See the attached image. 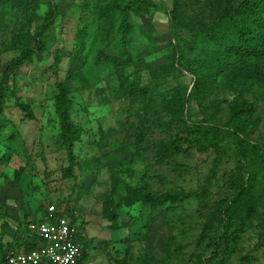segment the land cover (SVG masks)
Returning <instances> with one entry per match:
<instances>
[{
    "label": "rangeland",
    "instance_id": "374dc122",
    "mask_svg": "<svg viewBox=\"0 0 264 264\" xmlns=\"http://www.w3.org/2000/svg\"><path fill=\"white\" fill-rule=\"evenodd\" d=\"M244 1L132 0L125 13L120 0H0V79L49 22L0 114L6 250L31 240L28 222L55 204L85 236L83 264H207L234 209L230 230H244L228 264H264V82L214 65L236 39L226 9ZM196 123L225 131L214 174L215 148L188 133ZM246 162L255 173L239 198ZM110 199L121 204L115 220ZM208 224L215 236L203 238Z\"/></svg>",
    "mask_w": 264,
    "mask_h": 264
},
{
    "label": "trees",
    "instance_id": "16d2710c",
    "mask_svg": "<svg viewBox=\"0 0 264 264\" xmlns=\"http://www.w3.org/2000/svg\"><path fill=\"white\" fill-rule=\"evenodd\" d=\"M131 1L132 0H120V3H123V5L120 4V7L125 13H129V11L132 9ZM232 1L234 0H229L230 4ZM36 3L38 4L37 1L35 4ZM31 9L32 7L30 6L29 11H31ZM172 11L171 17L174 19L176 18V11L175 9ZM226 14L236 26V39L230 43L224 41L221 42V44H223L222 51L221 54L216 56L217 58L214 60V65L219 71L226 73L228 72L236 78H245L264 82V0H245L237 8H233L230 5L226 9ZM44 20H48L47 15L45 16ZM48 26L49 22L44 21L41 24L40 29L36 31L34 44L31 46H26L18 56L12 58L5 66L3 75L0 79V114L4 109L7 85L9 84L11 77H14L17 74L18 69L23 65V63L32 59L44 48V32ZM64 99L65 95L63 94H59V96H57V108L63 118L61 139L63 144L67 146L69 151H71L74 144V138L69 123V117L65 110ZM1 128L2 123L0 122V131ZM188 133L191 136L193 142H197L198 144H207L215 148L216 158L212 167V174H214L215 169L220 163L221 157L223 156L224 148L222 147L221 143L226 137L225 131L216 125L196 123L190 127ZM261 158L264 161V156ZM251 163L253 164V162ZM251 163L248 164L246 162V169L248 170V173L247 176L244 175V177L246 176V180L244 179L242 181L243 184L241 183V190L238 193L239 198L242 197L246 190L248 191V183L251 182L254 177L255 170H252L250 166ZM206 188L207 186L203 188V192H199L201 197L205 195L207 191ZM120 205V201L110 199L106 209L107 216L115 220L117 217L116 209L119 208ZM47 211L48 207L46 208L44 215L35 220L44 219ZM68 215H70L71 223L76 226L74 218H72L73 214L69 213ZM236 216V211L233 209L229 212V216L226 215L223 217V219H221V241L219 239L215 241V246H213L212 250L213 252L208 258L207 264H228L227 250H233L236 237L241 235V232L244 230L242 226L234 227L233 230H230L233 225V219H235L234 217ZM29 223L30 221L28 224ZM27 229L29 231L28 234L31 235L30 229L28 227ZM77 229V239L83 245L79 264H83L84 259L87 257L85 236L81 231H79V227H77ZM214 231L215 230L213 226L208 224L201 233L202 237L204 238L207 235L215 236ZM38 241V236L34 235L32 241H28L19 248L10 247L9 250H6L4 244L0 242V254L4 256L7 251H14L18 249L30 250L36 246ZM132 264H144V262L136 261Z\"/></svg>",
    "mask_w": 264,
    "mask_h": 264
},
{
    "label": "built area",
    "instance_id": "2783aa9c",
    "mask_svg": "<svg viewBox=\"0 0 264 264\" xmlns=\"http://www.w3.org/2000/svg\"><path fill=\"white\" fill-rule=\"evenodd\" d=\"M58 212L55 204H50L44 219L30 221L32 238L28 241L38 236L36 246L0 254V264H79L83 245L77 239L78 229L62 211Z\"/></svg>",
    "mask_w": 264,
    "mask_h": 264
}]
</instances>
